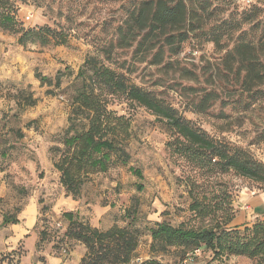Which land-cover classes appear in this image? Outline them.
<instances>
[{"label":"rangeland","instance_id":"rangeland-1","mask_svg":"<svg viewBox=\"0 0 264 264\" xmlns=\"http://www.w3.org/2000/svg\"><path fill=\"white\" fill-rule=\"evenodd\" d=\"M141 1L150 0H11L17 29L48 27L68 34L64 46L42 45L36 40L21 46L19 32L0 28V73L23 75L22 82L0 81V177L9 190L4 206L16 211L45 182L46 198L40 197L43 202L36 230L46 229L49 237L42 243L39 237L35 260H41L48 248L52 253H66L59 243L64 213L58 218L50 214V208L51 200L59 194H73L61 184L55 163L66 149L71 112L68 90L77 83L78 72L89 56L101 55L107 66L172 106L210 138L246 151L264 164V83L244 86V65L237 54H229L240 36L258 42L259 32L246 17L257 12L262 18L264 0H184L189 26L187 39L176 52L164 48L157 55L160 46L148 52L149 44L145 43L139 49L138 45H115L109 57L99 53L110 46L114 29L121 18L123 22L127 10ZM109 109L130 123L123 143L128 159L114 162L107 172L91 174L75 198L91 214L97 207L101 211L111 209L110 216L102 218L104 222L114 215L121 216L122 227L134 221L142 234L131 264H139L134 262L137 258L147 264H254L245 257L212 263L210 252L183 261L179 249H151L149 229L155 223H185L199 228L210 218L202 220L189 211L190 176L195 174L170 148L175 136L168 126L124 98L113 101ZM210 183L199 189L206 192L202 194L207 195L208 202L213 204L214 197L227 192L235 219L245 214L246 220L250 217L253 221L256 214L248 202L264 194V184L233 172ZM35 242L34 237L29 239L26 249ZM26 249L24 245L16 248L21 251V263L28 257Z\"/></svg>","mask_w":264,"mask_h":264},{"label":"trees","instance_id":"trees-1","mask_svg":"<svg viewBox=\"0 0 264 264\" xmlns=\"http://www.w3.org/2000/svg\"><path fill=\"white\" fill-rule=\"evenodd\" d=\"M11 0H0V28L19 32L18 43L25 46L28 41H39L42 45L54 43L64 46L68 34L63 30L48 27L39 30H19L13 15ZM258 11V9L256 8ZM251 14V13H250ZM189 12L184 0L141 1L127 10L126 17L114 29L113 40L107 49L98 51L109 57L110 48L138 49L148 43V52L168 48L176 52L187 39ZM246 20L252 29L259 32L258 42L246 41L240 36L239 43L229 54H237L239 63L246 72L244 86H259L264 83V16L252 13ZM187 30V31H186ZM245 35V34H244ZM163 40V41H162ZM213 42L219 44L218 39ZM161 44V45H160ZM46 80V79H43ZM70 92L69 127L64 140V149L55 168L60 174L63 187L75 195L91 174L107 172L114 162H126L127 153L123 147L129 135L130 123L124 116H118L109 109L115 100L124 98L134 106L143 107L164 122L175 136L169 144L179 158L191 167L195 177L190 176L189 211L196 218H210V222L199 228L185 223L173 226L167 222H157L149 229L153 251L179 249L181 258L200 249L213 255L212 263L231 257H245L254 264H264V219L253 223L232 225L235 214L229 205L230 195L223 192L208 202L206 192H199L204 183H210L219 176L235 173L244 178L264 184V164L255 160L248 152L235 149L208 136L195 127L172 106L165 104L151 92L130 83L125 74L107 66L101 55L89 56L81 66L77 83ZM115 157L116 161H113ZM198 179L204 183L199 184ZM211 184V183H210ZM141 190L142 187L140 186ZM68 196V195H67ZM127 218L131 215L125 213ZM68 227L61 235L59 243L66 253L75 244L86 248L81 264H131L140 245L141 231L134 221L122 227V218L113 216L114 224L108 229H98L75 213H64ZM17 219L4 217V224H16ZM39 229V226L37 227ZM40 243L49 237L47 230L39 232ZM21 264V251L0 253V264ZM150 264H161L153 261Z\"/></svg>","mask_w":264,"mask_h":264},{"label":"crops","instance_id":"crops-1","mask_svg":"<svg viewBox=\"0 0 264 264\" xmlns=\"http://www.w3.org/2000/svg\"><path fill=\"white\" fill-rule=\"evenodd\" d=\"M10 72L0 73V81L3 80H17L18 82L23 81V75L17 74L15 77H11ZM1 176V175H0ZM44 186V187H43ZM45 182L40 184L37 191L32 193L28 198L25 199L22 207L18 208L14 212H10L4 206V201L8 197V187L5 181H2L0 177V253H7L16 250L18 246H23L26 249L27 241L34 237L36 242L31 249H26L28 252V257L22 260L21 264H81L83 257L86 254V248L81 244H75L70 248L69 253H64L62 251L57 253H52L51 248L46 249L44 253L41 254V260H35L36 256V246L39 240L38 224L40 220V205L43 202L40 197L46 198L44 195ZM52 205L50 208V214L56 215L58 218L62 213H75L80 218L88 221L90 225L98 229H108L114 224V219L108 217L104 222L102 220L105 216H110L109 212L111 209H106L101 211L100 208L94 209V214H91L88 208L81 203V200H75L71 196L66 194H59L55 199L51 200ZM248 204L254 210L256 214L253 221L249 217L246 220V215L235 219L236 225H242L245 223H252L264 214V194L260 196H255L249 199ZM11 216L18 220L16 224H4V217ZM62 226V232L64 233L68 227V223L64 218L60 220ZM33 245V244H32Z\"/></svg>","mask_w":264,"mask_h":264},{"label":"built area","instance_id":"built-area-1","mask_svg":"<svg viewBox=\"0 0 264 264\" xmlns=\"http://www.w3.org/2000/svg\"><path fill=\"white\" fill-rule=\"evenodd\" d=\"M201 255H202V251L200 249H197L193 251L192 253L188 254L186 261L194 257H200ZM134 262L139 263V264H147L145 261H143L140 258H137Z\"/></svg>","mask_w":264,"mask_h":264}]
</instances>
